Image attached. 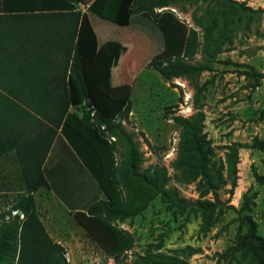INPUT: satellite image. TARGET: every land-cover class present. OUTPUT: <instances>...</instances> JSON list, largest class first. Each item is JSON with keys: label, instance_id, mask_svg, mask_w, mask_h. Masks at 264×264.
Returning <instances> with one entry per match:
<instances>
[{"label": "rangeland", "instance_id": "obj_1", "mask_svg": "<svg viewBox=\"0 0 264 264\" xmlns=\"http://www.w3.org/2000/svg\"><path fill=\"white\" fill-rule=\"evenodd\" d=\"M232 1L262 12L239 16L226 8L224 0H180L156 9L171 13L186 33L195 30L199 47L187 60L208 67L194 78L172 82L151 67L153 60L171 54L163 55L164 35L151 15L135 16L129 27L122 28L90 16L86 4L77 5L86 38L84 43L80 37L79 50L91 95L111 112L113 104L98 86H127L133 107L123 125L136 135L144 156L142 169L165 167L166 187L176 188L189 202L184 207L156 196L139 214L115 220L114 225L133 241L122 255L124 263L154 260L160 264L164 256H173L190 264H264L245 238L247 218L264 238V0ZM3 6L0 0V13ZM93 36L100 38V45ZM174 105V114L166 117V108ZM182 107H191L189 116L180 113ZM174 116L199 121L212 146L211 165L224 166V183L218 189L199 185L200 178L184 181L175 169L182 127ZM124 152L122 144L119 163ZM49 155L44 165L48 186L34 196L50 236L65 247L68 264H117L75 219L76 212L102 199L103 191L61 135ZM24 189L16 156L1 157L0 212L16 202ZM143 203L144 198L136 196L134 207ZM99 234L105 246L111 243L106 234Z\"/></svg>", "mask_w": 264, "mask_h": 264}, {"label": "trees", "instance_id": "obj_2", "mask_svg": "<svg viewBox=\"0 0 264 264\" xmlns=\"http://www.w3.org/2000/svg\"><path fill=\"white\" fill-rule=\"evenodd\" d=\"M178 1L3 0L0 158L12 153L16 156L25 193L0 212V264H68L66 249L50 236L34 196L48 186L44 165L60 135L104 193L102 199L86 210L76 212L75 219L103 244L117 264H127L121 258L132 248L133 241L128 232L114 225L115 220L124 221L139 214L156 196L184 207L189 204L176 188L166 187L169 176L165 167L142 169L144 156L135 141L136 135L123 125L133 107L127 86H98L113 104L114 109L107 112V105L93 98L88 88L79 50L80 37L84 43L86 38L84 30L81 31L82 11L78 4H86L90 16L122 28L129 27L135 16L148 13L164 35L163 55L171 53L169 57L153 60L151 67L169 82L175 78H194L208 70L203 64L188 61L197 54V33L195 30L186 33L171 13L156 12L157 8ZM224 2L226 8L230 6L239 16L244 12H262L232 0ZM176 107H167L166 117L174 114ZM173 120L182 127L175 169L184 181L200 178L199 185L208 190L218 189L224 183V166L217 169L215 164L211 165L212 146L199 121L183 116H174ZM122 144L125 152L119 163L117 153ZM233 155L229 159L231 173L235 170ZM136 196L143 197L144 203L135 208ZM246 222L245 238L264 258V238L257 234L251 219ZM98 232L106 234L111 243L105 246ZM163 258L165 261L160 264H190L178 257ZM147 264L159 262L152 260Z\"/></svg>", "mask_w": 264, "mask_h": 264}, {"label": "built area", "instance_id": "obj_3", "mask_svg": "<svg viewBox=\"0 0 264 264\" xmlns=\"http://www.w3.org/2000/svg\"><path fill=\"white\" fill-rule=\"evenodd\" d=\"M190 112H191V107H187V108H184L182 107L181 110H180V113L184 116H189L190 115ZM105 127L103 126L102 129H104ZM112 140H115L114 137H112Z\"/></svg>", "mask_w": 264, "mask_h": 264}, {"label": "crops", "instance_id": "obj_4", "mask_svg": "<svg viewBox=\"0 0 264 264\" xmlns=\"http://www.w3.org/2000/svg\"><path fill=\"white\" fill-rule=\"evenodd\" d=\"M106 22V21H105ZM98 38V40H96L97 41V43L100 45V38L99 37H97ZM64 139V138H63ZM57 141H58V137H57V139L55 140V142H54V144H53V146H52V148L54 147V145L57 143ZM64 141L66 142V140L64 139ZM66 144H68L67 142H66ZM69 145V144H68ZM52 150V149H51ZM50 156V155H49ZM49 156H48V158H49ZM48 158H47V160H48Z\"/></svg>", "mask_w": 264, "mask_h": 264}]
</instances>
